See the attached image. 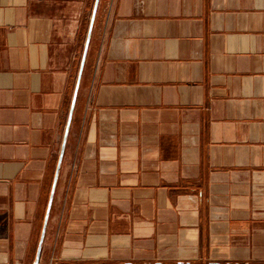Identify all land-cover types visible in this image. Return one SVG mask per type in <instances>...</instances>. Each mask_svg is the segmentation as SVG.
Wrapping results in <instances>:
<instances>
[{"label": "crops", "instance_id": "crops-1", "mask_svg": "<svg viewBox=\"0 0 264 264\" xmlns=\"http://www.w3.org/2000/svg\"><path fill=\"white\" fill-rule=\"evenodd\" d=\"M94 0H0V264H33ZM264 264V0H99L38 264Z\"/></svg>", "mask_w": 264, "mask_h": 264}, {"label": "water", "instance_id": "water-1", "mask_svg": "<svg viewBox=\"0 0 264 264\" xmlns=\"http://www.w3.org/2000/svg\"><path fill=\"white\" fill-rule=\"evenodd\" d=\"M98 4H99V0H94L93 7L91 10L87 35H86V39H85V43H84V50H83V54H82L81 64L79 67V72H78L76 83H75L74 90H73L70 109H69V113H68V117H67V121H66V125H65V130H64V134H63V139H62V143H61V147H60L59 158H58V162H57V166H56V170H55V175H54V179H53V183H52L51 193H50V197H49V201H48V208H47V212H46V216H45V220H44V227L42 230L41 238L39 241V245L37 248V252H36V256L34 258L33 264H38V259H39L41 244H42V238H43V234H44L46 221L48 218V211H49L50 204L52 201V195H53L54 188L56 185V180H57V176H58L60 163H61L63 153H64V148H65L66 139H67V135H68V131H69V126L71 123V119H72V115H73V111H74V107H75V102H76V97H77V93H78V89H79L80 79H81V75H82L83 68H84V62H85V58H86V54H87V50H88L90 37H91V33L93 30V26H94V22H95L97 10H98Z\"/></svg>", "mask_w": 264, "mask_h": 264}, {"label": "trees", "instance_id": "trees-1", "mask_svg": "<svg viewBox=\"0 0 264 264\" xmlns=\"http://www.w3.org/2000/svg\"><path fill=\"white\" fill-rule=\"evenodd\" d=\"M190 264V263H189Z\"/></svg>", "mask_w": 264, "mask_h": 264}]
</instances>
